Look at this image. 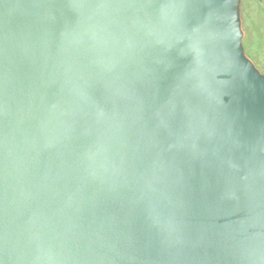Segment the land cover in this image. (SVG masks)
I'll use <instances>...</instances> for the list:
<instances>
[{
	"label": "water",
	"instance_id": "95a60500",
	"mask_svg": "<svg viewBox=\"0 0 264 264\" xmlns=\"http://www.w3.org/2000/svg\"><path fill=\"white\" fill-rule=\"evenodd\" d=\"M240 1L0 0V264H264Z\"/></svg>",
	"mask_w": 264,
	"mask_h": 264
},
{
	"label": "rangeland",
	"instance_id": "374dc122",
	"mask_svg": "<svg viewBox=\"0 0 264 264\" xmlns=\"http://www.w3.org/2000/svg\"><path fill=\"white\" fill-rule=\"evenodd\" d=\"M240 18L244 52L264 73V0H241Z\"/></svg>",
	"mask_w": 264,
	"mask_h": 264
}]
</instances>
